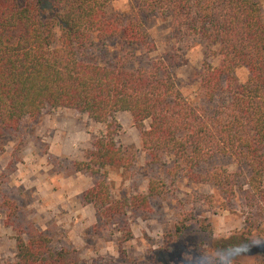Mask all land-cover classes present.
I'll return each instance as SVG.
<instances>
[{
    "label": "trees",
    "instance_id": "obj_1",
    "mask_svg": "<svg viewBox=\"0 0 264 264\" xmlns=\"http://www.w3.org/2000/svg\"><path fill=\"white\" fill-rule=\"evenodd\" d=\"M111 0H0V130L16 131L26 118L44 110L67 108L105 123L85 159L73 160V172L89 174L94 183L81 194L93 204L104 224L117 223L123 241L133 237L131 209L149 208L162 198L166 183L152 178L145 194L117 198L109 170H128L135 164L116 139L121 124L116 115L127 111L140 132L149 163L174 158L173 172L201 183H213L230 198L237 173L206 168L215 156H230L249 171L247 201L264 212V16L256 0H146L150 13L168 11L176 29L193 25L209 45H217L220 65L206 64L202 87L214 99H227L212 111L190 103L163 60L136 67L130 51L152 50L143 24L123 27L107 15ZM121 36L129 49L115 64L87 56L91 45ZM249 70L240 82L236 70ZM224 84V85H223ZM8 219L16 204L1 197ZM204 228L205 225H203ZM187 225L176 227L179 236ZM13 264H79L75 248H55L52 238L35 227L18 228Z\"/></svg>",
    "mask_w": 264,
    "mask_h": 264
},
{
    "label": "rangeland",
    "instance_id": "obj_2",
    "mask_svg": "<svg viewBox=\"0 0 264 264\" xmlns=\"http://www.w3.org/2000/svg\"><path fill=\"white\" fill-rule=\"evenodd\" d=\"M256 1L264 16V0ZM145 4L146 0H111L106 10L122 27L138 20L150 34L152 50L131 49V64L139 67L163 60L185 98L213 111L227 99V93L219 91L211 99L201 84L206 64L220 65L218 46L195 33L194 24L176 29L168 11L150 13ZM121 40L118 36L97 41L87 56L115 64L129 49ZM235 74L243 82L249 70L238 68ZM116 118L121 124L116 139L136 157L128 170H109L112 194L117 198L145 194L152 178L163 180L167 187L166 194L152 199L149 208L128 212L133 237L120 244L123 234L118 224L102 223L94 205L81 201L94 179L73 172L71 166L73 160L85 159L106 124L75 109H47L35 120L24 119L16 131L0 130L1 197L13 201L18 209L7 220L8 209L0 208V264H13L17 229L29 226L51 236L55 248L77 249L79 264H182L189 250L195 254L251 238L255 239L246 256L254 259L257 250L264 248V212L247 201L246 166L222 155L205 165L237 173L236 192L230 198L213 183L175 175L171 155L160 163H149L131 114L118 112ZM184 221L187 228L177 236L176 227Z\"/></svg>",
    "mask_w": 264,
    "mask_h": 264
},
{
    "label": "clouds",
    "instance_id": "obj_3",
    "mask_svg": "<svg viewBox=\"0 0 264 264\" xmlns=\"http://www.w3.org/2000/svg\"><path fill=\"white\" fill-rule=\"evenodd\" d=\"M253 239L241 240L227 247H210L194 254L189 250L183 254L182 264H264V248L257 250L254 259L246 256V249Z\"/></svg>",
    "mask_w": 264,
    "mask_h": 264
}]
</instances>
